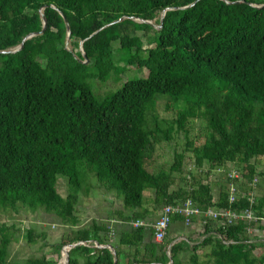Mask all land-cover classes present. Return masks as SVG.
<instances>
[{
  "label": "trees",
  "instance_id": "1",
  "mask_svg": "<svg viewBox=\"0 0 264 264\" xmlns=\"http://www.w3.org/2000/svg\"><path fill=\"white\" fill-rule=\"evenodd\" d=\"M262 5L264 0H0V209L21 204L69 226L51 245L58 256L68 248L67 264H201L199 250L206 247V264H264V239L251 237L243 221L209 220L195 243H173L169 234L158 242L152 228L130 225L187 199L202 209L251 207L250 184L264 175L255 163L264 157ZM167 8L173 9L159 28ZM117 54L148 75L128 78L99 98L91 81L105 83L127 69L116 63ZM162 99L166 111L175 112L171 120L157 111ZM196 120L207 133L199 144L191 137ZM176 133L184 134L182 150L175 149L168 170L151 171L160 140L170 142ZM187 153L199 172L186 166ZM229 164L243 177L234 180L241 190L235 202ZM219 169L225 178L216 188L210 176ZM61 176L68 180L65 197L58 191ZM258 186L252 210L263 216L264 179ZM92 187L121 199L123 209L109 218L120 221V229L95 219L80 225L77 207ZM21 235L30 243L46 237L0 224V264H60L45 254L13 259L11 246Z\"/></svg>",
  "mask_w": 264,
  "mask_h": 264
},
{
  "label": "rangeland",
  "instance_id": "2",
  "mask_svg": "<svg viewBox=\"0 0 264 264\" xmlns=\"http://www.w3.org/2000/svg\"><path fill=\"white\" fill-rule=\"evenodd\" d=\"M138 34L144 40V48L149 45L146 43V38H144L143 31H139ZM153 34V32H150ZM116 63L120 66H126L127 69L120 72L119 75L111 76V79L105 83H101L97 80H92L91 83L94 85V90L99 98L105 97L113 90H116L121 82L126 81L128 78L133 77H146L148 75V70L144 67H139L137 65H127L124 60H119L118 54L115 57ZM119 80H117V79ZM165 99L159 101L157 106V111L161 118L173 119L175 117L174 111H166L165 109ZM191 137L196 139L197 144L203 143L207 138V133L204 129V124L201 121H194L191 128ZM185 143V137L183 133L174 134V139L167 142L161 139L157 147L156 156L154 162L149 163L148 168L151 171L157 172L160 169L168 170L173 162V155L175 149L182 150ZM194 157L187 153L186 156V166L193 172H199L197 166L193 167ZM257 165V170L259 172H264V157H260L255 162ZM232 169H235L232 164H229L226 168V173ZM196 173V172H195ZM225 175L220 171L213 172L210 176L211 182L216 188L219 187V183L223 182ZM94 183L95 179L92 178ZM179 182L176 181L174 188H177ZM68 180L65 177H59L58 181V191L62 196H66L68 193ZM82 194V193H81ZM153 195V193L151 192ZM122 206V201L117 197L116 193L107 192L99 187H92L88 195H82L77 207V214L80 218V225L90 224L93 219L103 222H107V211L109 215L113 213L114 206ZM159 209L156 214L160 211ZM157 219V218H156ZM155 219V220H156ZM8 223L9 225H15L20 228L23 233L29 228H33L36 234H46L45 238L39 237L36 243H30L26 236L21 235L19 241L13 242L11 246V257L18 261H24L30 257H39L43 254L47 255L49 258H58L57 261L62 264L64 262L63 249L60 255L55 254V250L51 247L54 243L58 242L62 236L71 231V228L67 225H62L59 219L45 214L43 211L31 212L27 207L18 205L17 209H0V224ZM46 244V245H45ZM210 248H201L199 250V255L201 257V264H206L207 257L206 252H209ZM258 252V251H257ZM190 252H185L183 254L184 259H188Z\"/></svg>",
  "mask_w": 264,
  "mask_h": 264
},
{
  "label": "built area",
  "instance_id": "3",
  "mask_svg": "<svg viewBox=\"0 0 264 264\" xmlns=\"http://www.w3.org/2000/svg\"><path fill=\"white\" fill-rule=\"evenodd\" d=\"M194 164L193 167H195ZM217 171L223 172L224 170L219 169ZM228 177L232 179L230 185V201L235 202L237 201L238 194L241 193V190L239 191L238 184L235 183L234 180L242 182L243 177L236 169L230 170L228 172ZM262 179H264V175H257L250 184L251 189L248 191L247 195L251 207L248 209L239 212L230 209H218L216 207L202 209L195 205L190 199H187L185 201L164 206L161 209L159 217L154 221L137 220L132 221L130 225L134 228L140 226L148 229L152 228L154 230L155 240L161 242L169 234L171 224L178 216L183 218V223L187 226L194 225L196 220L201 221L202 225L207 224L209 220L218 221L220 224H233L235 222L243 221L247 225V232L251 237L263 240L264 229H261V227L264 226V215L258 216L252 210V205L256 203V197L258 195V184ZM112 235H114V231H112ZM81 244H84V242H81Z\"/></svg>",
  "mask_w": 264,
  "mask_h": 264
},
{
  "label": "crops",
  "instance_id": "4",
  "mask_svg": "<svg viewBox=\"0 0 264 264\" xmlns=\"http://www.w3.org/2000/svg\"><path fill=\"white\" fill-rule=\"evenodd\" d=\"M147 196H148V198H150L152 196L151 192H148ZM147 206L150 208L152 205H151L150 202H148ZM122 209H123V206H121V205H119L117 207L116 206L113 207V211L122 210ZM109 211H107V219L106 220L109 223L110 229H112V230L120 229V225L119 224L118 225L115 224L116 222H120V221H118V220H116L114 218L109 220V218H110ZM160 212H161V210L157 214L155 212L153 215L147 217L144 220L145 221H154L156 218L159 217ZM103 221H105V220H103ZM81 226H83V225H81ZM201 229H202V224H201V221H199V220H196L194 225H191V226L185 225L183 223V221H181V220H175L171 224L170 231H169V236L174 240L173 243H175L177 241H181V240H187V238L190 239L191 242L193 243L194 241L197 242V240L200 239L199 234H200ZM96 245L102 247L104 244H101V245L95 244L93 246H96ZM107 247L110 248L111 246H107ZM261 250H262V248L258 249V252H261ZM134 251L135 250L132 249L131 253H133Z\"/></svg>",
  "mask_w": 264,
  "mask_h": 264
},
{
  "label": "water",
  "instance_id": "5",
  "mask_svg": "<svg viewBox=\"0 0 264 264\" xmlns=\"http://www.w3.org/2000/svg\"><path fill=\"white\" fill-rule=\"evenodd\" d=\"M186 7H189V6H186ZM186 7H175V8H186ZM258 7H264V5H262V6H258ZM171 9H173V8H167V9H165L164 11H163V13H162V18H161V23H160V25L158 26L159 28H161L162 27V25H163V22H164V17H165V15H166V12L168 11V10H171ZM122 20V18L121 19H119V20H117L118 22L119 21H121ZM46 27V23L44 22V28ZM68 40H69V38H68ZM67 40V41H68ZM82 43L83 42H81V46H82ZM22 46V45H21ZM70 247H73V246H70ZM111 248V247H110ZM112 249V248H111ZM67 252H68V248H64L63 249V253H64V262L62 263V264H67L68 263V256H67ZM114 264H116V260H115V263Z\"/></svg>",
  "mask_w": 264,
  "mask_h": 264
}]
</instances>
